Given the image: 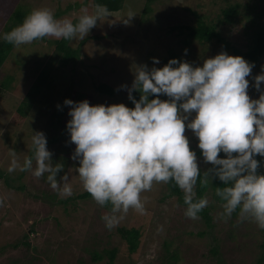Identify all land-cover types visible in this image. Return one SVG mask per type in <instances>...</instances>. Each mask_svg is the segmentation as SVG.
<instances>
[{
	"label": "rangeland",
	"instance_id": "1",
	"mask_svg": "<svg viewBox=\"0 0 264 264\" xmlns=\"http://www.w3.org/2000/svg\"><path fill=\"white\" fill-rule=\"evenodd\" d=\"M244 1L231 0V4ZM82 2L0 0V35L10 25V14L21 6L27 12L47 7L56 18L68 17L76 22L82 14V8H87L89 13L96 10V7L91 10L88 6L79 7L78 3ZM145 2L125 0L121 11L107 12L101 16L88 35L82 39L69 40V46L81 49L77 68L74 70L73 64L67 67L51 65L54 68L51 85L44 87L35 99L30 115L20 124H13L14 117L29 90L24 87L23 78L19 76L16 62L19 58H10L0 69V168L11 176L8 178L9 183H14L16 179V186L23 184L25 188L24 192L10 190L6 186V179L0 178V264H110L108 256L102 251L113 248L119 250L114 264H169L163 244L172 239L174 244L171 251L177 249L181 259L176 264H218V260L222 261L221 264L257 263L263 251L259 244L264 241V233H260L258 225L250 219L241 224L238 223V217H222V204L213 202L216 205L211 213L213 222L211 226H206L200 217L192 219L185 215L178 198L170 196L167 182H153L152 188L141 194L144 212L129 209L119 223L109 229L102 219L104 213H100L95 200H71L69 205L64 206L59 202L64 200L62 193L59 199H52L55 196L51 191L53 188L33 175L32 170L23 172L21 168L25 157L33 149V131H42L49 139L59 135L66 127L71 117L68 115L70 106L64 105L65 99L77 102L87 99L91 105L124 103L129 107L128 88L133 84L138 65L147 64L151 68L154 65L153 58H156L159 64L155 66L160 67L164 65L170 50H176L184 59L200 66L204 60L215 57L221 51L236 56L235 48L243 51L246 47V24L244 21L241 23V20L222 27L230 48L216 41L206 45L193 41L190 48L183 50L182 37H177L178 31L170 32V27L177 23H196V18L188 9L202 15L209 14V22L216 23L221 9L226 6V0H156L152 5V13L142 22ZM70 7L74 9L69 10ZM129 11L135 15L130 19L127 15ZM59 39L46 36L16 46L14 51L23 58V63H40L41 59V63L50 62L49 58L56 54L54 43ZM83 40H86L85 44L80 45ZM262 66L264 58L247 77L250 81L248 93L252 99L259 98L260 93L254 87L252 77L261 72ZM39 71L40 68L36 72ZM9 75L21 79L13 81L8 90H3L2 83ZM100 84L110 86L116 91L115 95L111 97L98 92ZM261 87L264 88V83ZM82 94L86 98H81ZM57 118L63 122L57 123ZM185 135L189 138L190 149L197 154L199 168L208 170L211 163H205L203 156H199L202 150L198 148V138L187 128ZM70 145L74 153L76 145L69 142ZM64 146L66 143L62 141L55 147L63 149ZM11 150L16 151V167H12ZM71 163L68 176L72 193H83L86 190L76 172L79 162L72 160ZM35 166L33 161V169ZM209 195L210 192L206 193L208 203L211 201ZM120 227L141 229L142 239L136 253L130 252L127 243L119 235ZM202 233L204 235L200 236ZM24 234H29V238L32 234L37 236L35 240L31 239L29 247L20 244L18 249L12 248L23 240ZM214 247L218 249L216 255L212 252ZM87 248L91 252L102 253L105 258L94 262L91 252L85 251ZM10 251L16 253L11 256L8 254Z\"/></svg>",
	"mask_w": 264,
	"mask_h": 264
},
{
	"label": "clouds",
	"instance_id": "2",
	"mask_svg": "<svg viewBox=\"0 0 264 264\" xmlns=\"http://www.w3.org/2000/svg\"><path fill=\"white\" fill-rule=\"evenodd\" d=\"M107 12L104 5H97L94 13L82 8L73 22L68 17L56 18L47 7L35 8L0 39L16 46L46 36L82 39ZM127 15L129 19L135 16L132 11ZM153 60L151 68L147 64L135 68L128 88L132 108L124 103L91 105L87 99L64 101L70 106L67 132L76 145L72 159L79 162L76 172L83 188L99 205L112 206L102 216L105 226L114 227L129 209L143 213L141 194L153 182L170 179L184 192L185 215L197 219L208 204L206 197L194 199L197 180L214 175L225 185L216 188L223 201L220 215L230 218L238 210L240 221L250 219L264 229V173L258 171L261 161L255 158L264 157V66L252 77L260 93L252 99L247 77L255 65L242 56L221 51L202 66L171 59L156 67L159 60ZM133 91L141 93L138 100ZM161 94L168 99H161ZM186 128L198 138L205 163L213 165L203 174ZM31 142L36 166L33 169V157H25L22 170H32L36 177L48 173L50 186L70 195L69 176L57 178L63 166L51 163L45 133L33 131ZM11 152L12 167H16V151ZM221 152L226 157H220Z\"/></svg>",
	"mask_w": 264,
	"mask_h": 264
},
{
	"label": "trees",
	"instance_id": "3",
	"mask_svg": "<svg viewBox=\"0 0 264 264\" xmlns=\"http://www.w3.org/2000/svg\"><path fill=\"white\" fill-rule=\"evenodd\" d=\"M83 1L82 4L78 3V6H88V8L91 10L92 7H96L97 5H104L107 7L108 12H119L122 10L125 0H80ZM156 0H146L145 6L142 10V22L146 20V17L149 16V13H152L153 8L152 5L155 3ZM74 9V7H70L69 10ZM188 11L193 14V16L196 18V23L188 24V23H177L170 27V32H177V37L181 38L182 43V49L184 48H190L193 41H197L200 44H208L213 41L218 42V44H224V47L230 48V42L226 40L223 36L222 27L230 26L238 23L239 20H241V23L244 21L246 24L245 27V35L247 39L246 47L242 51L240 49L235 48V54L236 56H242L244 57L248 62L254 63L255 67H257L262 59L264 58V0H245L244 2H236L235 4H231V0H226V6L221 9V12L218 16V21L216 23L209 22V14H200L197 11H194L193 9H188ZM30 13L24 10V8L21 6L17 8L14 12L10 14L9 19V26L5 28V32L11 31L14 27L21 24L26 17V15ZM86 40H83L80 45L83 43L85 44ZM54 46L56 47V54L49 58L51 59L50 62L46 61L41 63L42 59L39 60L40 63H30V62H21L23 58L19 54H15L16 51L14 49L16 48V45L7 42L5 40H0V69L3 68L5 63L10 58H19L17 64L19 65V73L20 77H22L24 82V87H28V93L26 97L24 98V101L22 102L21 106L19 107L17 114L15 115L13 124L17 122L20 124L23 120L27 119V117L30 115L33 103L36 101L38 95H40L44 87L46 85H51V75L53 72V67H67L71 64L75 65V68L78 66V60L80 58V52L81 49L78 47L77 49H73L71 46H69V40L60 38L59 40L55 41ZM181 49V50H182ZM182 50V51H183ZM37 53V51H35ZM171 59H178L181 61H188L189 63L193 64L195 66V63L193 61L184 59L182 57V54L179 51H173L170 50V54L168 58L164 59V65H166ZM164 65H161L160 67H163ZM202 66V65H200ZM40 68L39 72L38 69ZM18 73V74H19ZM21 78L16 79L15 76H7L5 77L2 86L3 90H8L13 81H17ZM31 84L28 86V83ZM97 91L100 92L103 95L107 96H114L116 91L112 89L110 86L106 84H100L97 87ZM141 93L139 91H136L133 96L138 100L140 98ZM81 98H86L84 94L81 95ZM155 98V95L150 96L149 99ZM161 99H168L166 95H160ZM129 107H134V104L130 100ZM59 110V109H58ZM57 123H62L61 118L56 119ZM15 128H18L15 126ZM64 141L66 143V146L62 148L55 147L58 143ZM70 142V134L67 132V125L65 128L62 129L61 133L57 136L51 137L47 139V148L52 153V161L51 163L53 165H56L59 163L63 166L62 170L58 173V179L68 174L70 165L72 164L71 161L73 153L71 150V145L69 146ZM11 145V144H10ZM12 146V145H11ZM220 157H226V154L221 152ZM235 155V153H234ZM199 156H202L201 152H199ZM27 157H33L34 159V152L33 149L30 152V154ZM255 158L259 161H261V166L258 169L259 172L264 173V157H261L259 155H256ZM79 165L76 164V167ZM213 165H210V168H212ZM74 168V167H73ZM209 168V169H210ZM28 170H23V172H26ZM207 171V170H206ZM205 171L201 170V174H203ZM23 174H21L22 176ZM48 173H44L42 176H40V179L43 180L44 183L50 186V183L47 181ZM0 178L6 179V186L10 190L20 191L24 192L25 188L23 184H19L16 186V179L14 183H9L8 178H11L6 172L1 171L0 168ZM168 189L170 191V196H176L178 198V204L184 208L186 211L187 205L184 203V192L179 188V186L175 183L174 180H169L167 182ZM197 187H196V196L194 199H200L205 198L206 193L210 192V198L211 201L198 213V217L202 219V221L206 224V226L212 225V210H214V206H216L213 202H216L218 205L222 204L223 201L219 196L216 194V188L217 187H224V183L220 181L217 177L214 175H210V178L204 177L201 175L200 178L197 180ZM51 187V186H50ZM52 188V187H51ZM53 194L55 195L52 197V199H59L61 196V192L58 189H52L51 190ZM72 193V192H71ZM63 199L59 201L62 205L67 206L69 205V202L71 200H94V198L91 196V194L87 191L83 193H72L68 196H65L63 194ZM99 205V204H98ZM111 204H106L104 206L99 205V211L100 213H108L111 209ZM238 217V210L237 212H234L232 214V218ZM245 221H238V223H245ZM236 223V222H235ZM33 227V226H32ZM257 230L261 233H264V229H260L257 226ZM119 235L123 238V240L127 243L128 248L131 253H136L139 249L140 242L142 239V233L140 228L131 227V228H125L120 227L118 229ZM200 234V236H203ZM37 235L32 234V237H30L29 234L23 235V240L20 243H16L12 248L18 249L20 244H23L25 246H31L30 242L33 238L36 239ZM174 244V239L172 240H166L164 241V249L166 256L168 255V262L169 264H176L177 262L181 261L180 255H178L177 249L174 251H171V248ZM185 244V242H184ZM260 248L263 249L258 261L256 264H264V241H261ZM1 250V249H0ZM86 252L90 253L89 249L87 248L85 250ZM103 254L107 255L110 264H114L115 260L117 259L119 250L117 248L113 249H104ZM212 252L214 255L218 253L217 247H214L212 249ZM16 252H8L11 256ZM1 254V252H0ZM5 254V252H4ZM92 259L95 262H99L103 260L105 257L102 253H99L98 251L91 252ZM165 256V255H164ZM163 256V257H164ZM17 264L16 262H14ZM218 264H221L222 261L218 260ZM12 264V263H11Z\"/></svg>",
	"mask_w": 264,
	"mask_h": 264
}]
</instances>
